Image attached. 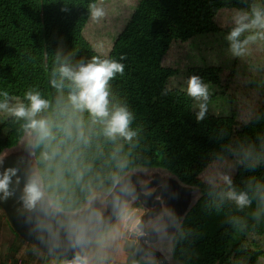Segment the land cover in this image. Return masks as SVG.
I'll return each instance as SVG.
<instances>
[{
  "label": "trees",
  "instance_id": "1",
  "mask_svg": "<svg viewBox=\"0 0 264 264\" xmlns=\"http://www.w3.org/2000/svg\"><path fill=\"white\" fill-rule=\"evenodd\" d=\"M97 2L0 0V103L15 99L27 107L25 93L38 92L48 107L37 119L47 121L50 133L41 139L25 127L26 120L11 113L0 116V154L30 131L41 188L52 205L64 211L80 209L94 188L109 191L128 171L160 168L199 189L172 237L174 260L182 264H257L264 257V246L232 247L244 234L264 241V98L242 124L231 112L209 110L197 121L198 102L166 86L179 67L163 66L162 59L175 42L219 32L215 21L219 10L250 14L252 5L264 9V0H139L105 56H99L82 33L90 17L88 5ZM65 6L67 10L62 11ZM94 55L124 65L123 75L109 82L108 110L111 114L117 107H127L131 113L128 130L134 133L130 139L107 135L108 118L76 109L68 100L72 88L67 80L62 88L51 84L52 79L61 83L58 71L53 75L60 64L75 68ZM198 61L185 66V71L200 76L212 98L223 88L219 68L202 57ZM227 158L235 163L231 185L200 179L212 162ZM230 189L248 193L251 204L239 207L227 197ZM212 215L222 223L204 232ZM17 239L26 245L30 261L35 253L44 261L60 263L69 258L42 255Z\"/></svg>",
  "mask_w": 264,
  "mask_h": 264
},
{
  "label": "rangeland",
  "instance_id": "2",
  "mask_svg": "<svg viewBox=\"0 0 264 264\" xmlns=\"http://www.w3.org/2000/svg\"><path fill=\"white\" fill-rule=\"evenodd\" d=\"M138 2L139 0H98L97 5L104 9L105 15L98 21L89 17L82 33L99 56H105L108 53L117 34L124 27ZM237 12L239 11L231 8L219 10L215 16L219 32L209 33L186 42L173 43L163 57L162 65L179 67V71L166 83L168 89L179 92H186V81L190 77L185 71V66L199 64V57H202L211 67L219 68L223 88L221 91L217 90L216 94L209 98L207 110L215 114L231 112L235 115L237 122L242 124L252 116L264 98V40L257 39L249 42L244 46L242 55L232 54L226 37L236 26L233 18ZM258 31L260 30L246 31L240 39L243 40L246 36ZM17 103V100L12 99L7 102V105L11 108ZM8 114L10 112L7 109L0 110V116ZM32 141L33 134L27 131L19 143L27 145L32 144ZM156 169L158 168L136 169L135 171ZM234 172V160L227 158L221 162H212L200 174V179L206 183L218 185L224 181L223 176L231 178ZM105 195L106 191L103 189L94 188L83 206L87 205L91 198L103 199ZM142 212V208L135 212V215L129 211L122 212L110 226L94 238L85 248L91 264H156L151 257L134 259L133 251L137 241V232L131 225L137 221ZM221 221L217 215H212L203 228L204 232L214 231L222 223ZM17 243H19L17 235L11 230L0 209V260H4L9 255V257H18L33 264H69V260L66 259L60 263L49 258L46 261L43 258L30 261L21 250V245L22 247L25 245L23 243H19L20 247L17 252L12 253ZM258 243L264 246L262 238L244 234L238 242L235 241L232 248L234 250L240 245L253 248ZM154 245L160 246L159 243ZM257 264H264V257H261Z\"/></svg>",
  "mask_w": 264,
  "mask_h": 264
},
{
  "label": "water",
  "instance_id": "3",
  "mask_svg": "<svg viewBox=\"0 0 264 264\" xmlns=\"http://www.w3.org/2000/svg\"><path fill=\"white\" fill-rule=\"evenodd\" d=\"M0 156V178L7 170H15L8 185L10 195L0 192V209L11 230L22 241L50 257L80 256L94 238L127 209L130 202L137 200L147 211L136 226L140 237L135 253L146 252L162 264H169L167 253L149 245L157 241L158 233L154 227L146 226V222L160 214L161 202L167 210L172 203H178L171 226L177 228L196 201V192L199 193L197 187L179 182L173 174L160 168L132 170L118 178L103 199L93 197L78 210L64 211L52 205L41 188L32 144L18 143L5 149ZM32 179L37 182L43 197L34 207L28 208L23 199L24 188Z\"/></svg>",
  "mask_w": 264,
  "mask_h": 264
},
{
  "label": "clouds",
  "instance_id": "4",
  "mask_svg": "<svg viewBox=\"0 0 264 264\" xmlns=\"http://www.w3.org/2000/svg\"><path fill=\"white\" fill-rule=\"evenodd\" d=\"M67 7L62 9L66 11ZM88 12L92 20L98 21L104 15V9L99 7L96 3L88 5ZM235 27L227 35L230 50L233 55H242L244 46L249 42H254L257 39L264 40V9L258 5H252L251 13L237 12L234 16ZM252 29H259L258 32H253L246 36L243 40L241 35L246 31ZM123 59V57H121ZM59 73L61 83L58 84L56 79L51 80L53 87L62 88L63 81L69 82L72 91L68 94V100L78 110H87L92 116L99 118H108L106 134L109 136L120 135L130 139L134 133L129 131V123L131 113L126 106L115 108L109 113L108 97L109 82L117 75H123L124 65L114 59H101L99 56H92L87 63H80L75 68L66 63L60 64L58 69L53 70V75ZM186 94L194 101L198 102L199 112L197 113V121L203 120L207 112V101L209 100V85L205 83L198 75H191L186 81ZM167 90H165V93ZM7 96V93H4ZM25 98L29 101L26 107L23 103H17L15 106L9 108L7 103H0V109H7L13 116L18 119L27 121L25 127L35 131L41 139L47 137L49 133L48 123L45 119L37 116L44 109L48 107V101L42 99L38 92L28 91L25 93ZM15 174V170H7L3 177L0 178V192L5 196L10 195L8 192V185L10 176ZM222 179L228 185L232 181L228 176H223ZM259 187V185H257ZM43 197V193L37 182L32 179L25 185L24 188V203L28 208L34 207L38 201ZM227 197L234 200L235 203L243 208L251 204L248 193H237L234 190L227 192ZM264 200V195L261 196ZM138 221H134L131 227L134 229ZM72 264H87L86 260L77 256Z\"/></svg>",
  "mask_w": 264,
  "mask_h": 264
},
{
  "label": "flooded vegetation",
  "instance_id": "5",
  "mask_svg": "<svg viewBox=\"0 0 264 264\" xmlns=\"http://www.w3.org/2000/svg\"><path fill=\"white\" fill-rule=\"evenodd\" d=\"M144 169H146V168H144ZM141 171H143V170H141ZM145 171H150V170H145ZM148 191H146V192H148ZM170 191H172V190H170ZM141 208L143 209V212L139 214V217L137 219V221L139 222L141 217L147 211V209L144 206H142L139 201L135 200V201L130 202L127 206V209H125L124 212L129 211V212H131L132 215H135V212H138L139 209H141ZM161 209L162 210H161L159 215L155 216L154 218H152L146 222V226L154 227L158 233L157 241L155 243L149 244V245L153 248L158 249L162 253H167L166 258H167L169 264H175V263L182 264L181 262L174 260L171 256V240H172V237L176 231V227L172 228L171 226H173L172 221L175 218L174 212H175V210L178 209V203H172L169 206V209L167 210L165 208V206L163 205V203L161 202ZM135 232H137V236H136L137 241H136L134 251H133L134 258L139 260V258L142 259V258H146V257H151L155 260L156 264H162L161 261H159L157 258L151 256L150 254H148L146 252L145 253L140 252V254L135 253V248L139 242V237H140L139 229H137L136 227H135ZM156 243H159L160 246L156 247L154 245ZM167 246H169V248Z\"/></svg>",
  "mask_w": 264,
  "mask_h": 264
},
{
  "label": "crops",
  "instance_id": "6",
  "mask_svg": "<svg viewBox=\"0 0 264 264\" xmlns=\"http://www.w3.org/2000/svg\"><path fill=\"white\" fill-rule=\"evenodd\" d=\"M21 250H22V252H24V254H27V252H28V249H27V247H26V245H23V247H22V245H21ZM41 255L40 254H38V253H35V255L33 254V258H34V260H38L39 258H42V257H40ZM79 257H81L83 260H86L87 261V264H91V262H90V259H89V255L88 254H86V249L82 252V254L79 256ZM7 258V259H6ZM75 258L76 257H69L68 259H66V260H69L68 262H69V264H71V262L72 261H70V260H75ZM14 259H18V257H14V256H10L9 257V255L8 256H6L5 257V259L4 260H1V261H3V262H11V261H13Z\"/></svg>",
  "mask_w": 264,
  "mask_h": 264
},
{
  "label": "built area",
  "instance_id": "7",
  "mask_svg": "<svg viewBox=\"0 0 264 264\" xmlns=\"http://www.w3.org/2000/svg\"><path fill=\"white\" fill-rule=\"evenodd\" d=\"M0 264H33V263L26 261L24 259L18 258V259H14L11 262H6V263L0 260ZM34 264H36V263H34Z\"/></svg>",
  "mask_w": 264,
  "mask_h": 264
}]
</instances>
